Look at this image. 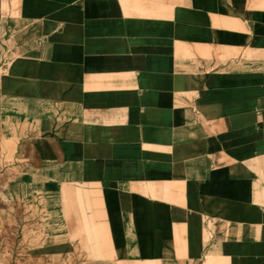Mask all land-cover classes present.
Masks as SVG:
<instances>
[{
  "label": "crops",
  "instance_id": "obj_1",
  "mask_svg": "<svg viewBox=\"0 0 264 264\" xmlns=\"http://www.w3.org/2000/svg\"><path fill=\"white\" fill-rule=\"evenodd\" d=\"M18 7L0 93L105 264H264V0Z\"/></svg>",
  "mask_w": 264,
  "mask_h": 264
},
{
  "label": "rangeland",
  "instance_id": "obj_2",
  "mask_svg": "<svg viewBox=\"0 0 264 264\" xmlns=\"http://www.w3.org/2000/svg\"><path fill=\"white\" fill-rule=\"evenodd\" d=\"M18 2L0 0V81L22 52L19 28L10 24L18 19ZM4 98L0 93V264H105L108 241L99 231L95 238L89 222L92 215L105 228L96 197L86 215L69 183L45 186L47 175L24 143L32 126L8 115Z\"/></svg>",
  "mask_w": 264,
  "mask_h": 264
}]
</instances>
